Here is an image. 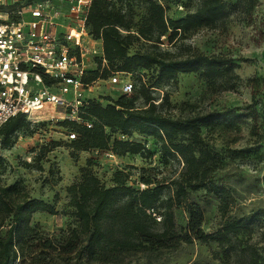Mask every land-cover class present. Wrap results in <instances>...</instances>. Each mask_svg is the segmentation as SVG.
Returning <instances> with one entry per match:
<instances>
[{"label":"rangeland","instance_id":"rangeland-1","mask_svg":"<svg viewBox=\"0 0 264 264\" xmlns=\"http://www.w3.org/2000/svg\"><path fill=\"white\" fill-rule=\"evenodd\" d=\"M225 1L228 14L215 25L182 32L171 42L170 33L158 41L156 27L151 39L140 35L139 29L150 28L146 0H121L114 4L130 24L129 29L121 32L134 35L130 54L167 52L177 56L189 45L208 54L231 56L238 64L233 75L214 80L192 71L158 81L156 66L141 68L131 75L134 89L127 95L138 107H146L149 95L158 110L171 116L234 108L233 115L220 117L215 126L201 128L204 145L215 156V180L231 191L229 210L223 213L218 196L206 188L190 191L186 201L174 207L178 229L184 230L189 217L187 205L199 204L204 210L202 230L213 233L214 237L183 241L155 251L132 250L126 263L93 262L86 256L66 259L53 251L46 254L47 261L52 264H249L256 255L264 259V0H258L251 11H246L244 0ZM199 5L200 0H170L166 15L179 19ZM99 86L94 95L103 104L121 95L117 86L107 83ZM145 88H148L146 95L142 93ZM51 110H43L39 120L29 121L15 131L9 144L0 135V184H15L20 196L42 198L55 206V213L33 214L30 223L35 237L48 236L56 243H64L70 231L78 226L69 188L89 169L106 186L115 184L117 171L124 172L121 178L135 187L142 186L143 178L153 180V185L160 181L168 185L163 195L172 191L173 180L181 177L184 164L162 155V141L158 137L134 133L132 140L146 146L137 154L113 156L106 151L77 149L66 139L61 126L53 123ZM40 153L43 156L37 159ZM124 200L118 204L122 206ZM228 215L242 217L244 222L230 235V241H225L218 230Z\"/></svg>","mask_w":264,"mask_h":264},{"label":"trees","instance_id":"trees-1","mask_svg":"<svg viewBox=\"0 0 264 264\" xmlns=\"http://www.w3.org/2000/svg\"><path fill=\"white\" fill-rule=\"evenodd\" d=\"M118 1L121 0L93 1L88 26L94 37L102 39L107 64L103 66L98 60L86 80L107 78L114 71L132 75L141 68L153 66L157 67L158 81L173 78L179 72H200L209 80L234 74L238 64L233 57L208 54L189 45L177 56L167 52L130 54L134 35L121 32L129 29L130 24L125 21L124 12L114 6ZM146 1L150 28L139 29V33L151 39L156 27L158 41L167 33H170L171 42L182 32L213 26L228 14L225 0H200L196 10L173 19L166 15L170 0ZM244 1L246 11H251L258 0ZM147 92L148 88L142 91L144 95ZM127 95L121 94L106 104L97 98L90 99L85 111L87 117L94 118L91 128L68 121L58 124L77 132L75 139L68 140L75 148L112 151L116 155L137 154L146 149L142 142L132 140L134 133L158 137L162 141V155L174 157L184 164L181 177L173 180L172 191L163 195L168 185L160 181L153 185L150 178L142 179L144 187L129 185L121 178L125 174L122 171L116 172L114 185L106 186L89 169L69 188L70 204L79 224L70 231L64 243H56L48 236L35 237L30 223L35 212L55 213V206L42 198L20 196L15 184H0V264H52L46 259V254L51 251L66 259L86 256L93 262L126 263L132 250L155 251L183 241L214 237L213 233L206 234L202 230L204 210L199 204L187 205L189 217L184 230L178 229L174 207L183 204L190 191L206 188L207 192L218 196L223 213L229 210L231 191L215 180V156L205 147L201 128L215 126L220 117L233 115L234 108L171 116L158 110L157 103L149 95L146 96V107L135 106ZM29 121L24 113H19L0 126V135L9 144L13 133ZM119 134H125L127 138L122 139ZM42 156L40 153L37 159ZM121 199H125L122 206L118 204ZM156 216L160 217L158 221ZM243 222L242 217L228 215L218 232L225 241H230V235L236 233ZM154 223L161 226L156 227ZM249 264H264V259L256 255Z\"/></svg>","mask_w":264,"mask_h":264},{"label":"built area","instance_id":"built-area-1","mask_svg":"<svg viewBox=\"0 0 264 264\" xmlns=\"http://www.w3.org/2000/svg\"><path fill=\"white\" fill-rule=\"evenodd\" d=\"M93 1L0 0V126L19 113L37 121L50 108L53 123L91 128L94 118L86 116L85 107L99 85L133 92L131 74L114 71L86 80L98 60L107 64L102 39L88 26ZM61 128L67 140L77 137L68 126Z\"/></svg>","mask_w":264,"mask_h":264}]
</instances>
